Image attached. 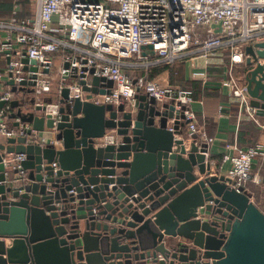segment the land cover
<instances>
[{"label":"water","instance_id":"obj_1","mask_svg":"<svg viewBox=\"0 0 264 264\" xmlns=\"http://www.w3.org/2000/svg\"><path fill=\"white\" fill-rule=\"evenodd\" d=\"M246 52L243 80L264 116V40ZM87 78L84 98L62 88L56 122L11 101L28 135L50 130L59 144L0 141V264H264V211L244 185L211 174L207 143L175 137L188 120L174 99L97 102L113 80Z\"/></svg>","mask_w":264,"mask_h":264},{"label":"built area","instance_id":"obj_2","mask_svg":"<svg viewBox=\"0 0 264 264\" xmlns=\"http://www.w3.org/2000/svg\"><path fill=\"white\" fill-rule=\"evenodd\" d=\"M18 8L17 2L12 14L0 20V56L5 61L0 81L9 85L0 91V101H4L0 106V141L24 135L40 145L59 144L54 134L34 131L28 135L26 130L32 125L13 116L11 101L33 97V108L44 106L36 109L37 113L56 122L61 115L62 88H70L69 101L76 96L84 98L80 80L97 75L113 80L111 92L94 98L97 102H132L137 92L148 93L160 103L174 99L196 141L210 144L213 137L196 122L192 88L161 85L144 75L133 78L123 66L128 59L150 55L173 63L194 48L210 57L222 46L229 47L230 57L222 87L238 100V117L248 114L264 130V116L250 104L243 77L234 73L237 64H245L246 45L264 40V0H36L32 16H20ZM146 44H152L153 54L142 55ZM60 50L56 62L54 53ZM34 65L37 70L31 68ZM83 66L93 69L91 73L86 70L85 77L81 76ZM11 78L15 89L8 83ZM53 92L56 98L44 99ZM9 117L20 124L15 125ZM110 133L107 138L112 141ZM231 148L222 156L221 163L229 165H221V171L235 180L236 187L247 181L260 183L252 166L256 157L264 154V144L234 143ZM25 157L23 152L14 154L17 161Z\"/></svg>","mask_w":264,"mask_h":264},{"label":"crops","instance_id":"obj_3","mask_svg":"<svg viewBox=\"0 0 264 264\" xmlns=\"http://www.w3.org/2000/svg\"><path fill=\"white\" fill-rule=\"evenodd\" d=\"M17 2L19 3L18 14L20 16L33 15L36 0H0V20H5L12 14ZM2 34V30H0V39ZM191 50L194 52L187 53L172 64L165 63L154 55L128 59L125 61L123 70L133 78L144 75L161 85L193 88L192 108L196 114V122L208 135L213 137V141L208 144V157L212 162L211 174L223 173L220 169L221 165L224 168L229 165V163H221L223 154L232 151L231 146L234 143L248 145L259 141L264 144V130L250 115L245 114L242 118L238 117V100L230 95L227 88L222 87V81L229 73V47L218 48L210 57H206L203 52L196 51L195 48ZM61 54L62 50L54 53L56 62H59ZM0 61L2 69L5 66V61L1 56ZM236 66H239V76L243 77L244 64ZM8 87V84L0 81V91ZM50 98H56L54 92L44 97V99ZM32 101L33 97L28 96L25 100L20 99L19 105L23 109L26 106L31 109L33 108ZM16 109L13 107L11 112L16 113ZM9 119L14 123L17 118L9 117ZM183 131V134H176L175 137H183L189 146L194 133L189 132L187 125ZM40 134L44 135L43 132ZM252 169L254 174L261 177L260 183L264 185V154L256 157ZM253 183V181H247L244 186L252 192V200L264 211V203L260 200L261 194L255 190Z\"/></svg>","mask_w":264,"mask_h":264},{"label":"rangeland","instance_id":"obj_4","mask_svg":"<svg viewBox=\"0 0 264 264\" xmlns=\"http://www.w3.org/2000/svg\"><path fill=\"white\" fill-rule=\"evenodd\" d=\"M4 63V62H3ZM0 64H1V61H0ZM1 69V68H0ZM240 70H239V66H236V68L234 69V73L237 75V76H239V72ZM43 133L44 134H46V135H49V134H51V131L50 130H44L43 131ZM253 187L255 188V190L259 193V194H261L260 195V197H261V199L260 200H262L261 202H263L264 203V185L262 184V183H253ZM264 205V204H263Z\"/></svg>","mask_w":264,"mask_h":264},{"label":"trees","instance_id":"obj_5","mask_svg":"<svg viewBox=\"0 0 264 264\" xmlns=\"http://www.w3.org/2000/svg\"><path fill=\"white\" fill-rule=\"evenodd\" d=\"M174 62H175V61H174ZM174 62H173V63H174ZM171 64H172V63H171ZM185 88H191V87H185ZM192 89H193V88H192Z\"/></svg>","mask_w":264,"mask_h":264}]
</instances>
